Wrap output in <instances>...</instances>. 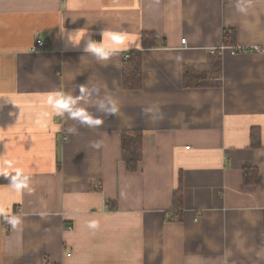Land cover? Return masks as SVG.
Returning <instances> with one entry per match:
<instances>
[{
    "label": "crops",
    "instance_id": "crops-1",
    "mask_svg": "<svg viewBox=\"0 0 264 264\" xmlns=\"http://www.w3.org/2000/svg\"><path fill=\"white\" fill-rule=\"evenodd\" d=\"M82 28L131 46L98 62L64 38ZM256 47L264 0H0V264H264V50L242 51ZM212 50L218 84L186 88L184 67ZM126 130L143 133L137 171Z\"/></svg>",
    "mask_w": 264,
    "mask_h": 264
},
{
    "label": "trees",
    "instance_id": "trees-1",
    "mask_svg": "<svg viewBox=\"0 0 264 264\" xmlns=\"http://www.w3.org/2000/svg\"><path fill=\"white\" fill-rule=\"evenodd\" d=\"M224 44L225 46L236 45V31L235 29L224 30ZM161 41L158 40L154 34L146 33L143 35L144 47L158 46ZM236 48V47H234ZM239 49L237 48L236 51ZM252 51L253 48L242 49V51ZM131 53L130 59L124 65V85L128 89H137L141 86L142 79V65L140 52ZM213 58V60H212ZM222 77V54L221 50L210 54V60L204 66L187 65L184 67L183 82L186 88L199 86H212L218 84ZM143 133L140 130H126L122 136V158L127 165L129 171H137L140 162L143 158ZM258 172L253 173L246 169L244 173V180L246 183H254L257 181ZM19 178H13V181ZM7 176L0 175V183L7 181ZM111 209L117 208V202H109ZM174 209L178 218L183 212V196L181 187L174 193Z\"/></svg>",
    "mask_w": 264,
    "mask_h": 264
},
{
    "label": "clouds",
    "instance_id": "clouds-1",
    "mask_svg": "<svg viewBox=\"0 0 264 264\" xmlns=\"http://www.w3.org/2000/svg\"><path fill=\"white\" fill-rule=\"evenodd\" d=\"M64 33V31L62 32ZM94 34L89 32L87 28H82L66 33L64 38L67 43L75 48H79L83 44V51L86 54H90L95 59L100 61H108L113 57H116L121 52L126 44L131 46V42L127 40V37L118 31L101 30L100 39L93 38ZM118 66V65H117ZM83 88V85L81 86ZM100 107L105 110L106 115H115L117 111V104L113 99H110L108 103L101 104ZM70 118L71 113H68ZM90 126H99L103 123L100 118H93L86 121ZM71 133L73 130L69 128L67 130Z\"/></svg>",
    "mask_w": 264,
    "mask_h": 264
},
{
    "label": "built area",
    "instance_id": "built-area-1",
    "mask_svg": "<svg viewBox=\"0 0 264 264\" xmlns=\"http://www.w3.org/2000/svg\"><path fill=\"white\" fill-rule=\"evenodd\" d=\"M182 42L186 43V39H182ZM46 46H47V43L45 41L39 40L35 44L34 50L37 49V47L46 48ZM232 48L234 49V47H232ZM254 50L255 51H263L264 49H261L260 47H256V48H254ZM234 51H236V50L234 49ZM212 52H215V50H212ZM65 139H67V138L65 137ZM69 228L72 229V227H69Z\"/></svg>",
    "mask_w": 264,
    "mask_h": 264
},
{
    "label": "rangeland",
    "instance_id": "rangeland-1",
    "mask_svg": "<svg viewBox=\"0 0 264 264\" xmlns=\"http://www.w3.org/2000/svg\"><path fill=\"white\" fill-rule=\"evenodd\" d=\"M262 49V48H261Z\"/></svg>",
    "mask_w": 264,
    "mask_h": 264
}]
</instances>
